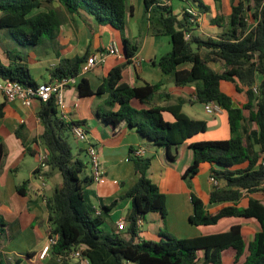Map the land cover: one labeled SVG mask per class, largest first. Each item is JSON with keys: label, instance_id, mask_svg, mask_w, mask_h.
Here are the masks:
<instances>
[{"label": "trees", "instance_id": "16d2710c", "mask_svg": "<svg viewBox=\"0 0 264 264\" xmlns=\"http://www.w3.org/2000/svg\"><path fill=\"white\" fill-rule=\"evenodd\" d=\"M52 1L61 4L69 13H88L101 24L121 31L125 28L127 0H0V28L7 29L11 37L24 47L51 38L60 24L57 10L47 6ZM192 2L200 10H206L201 0ZM144 8L156 15L160 31L170 37V51L157 60L160 70L172 75L176 85L194 84L198 102L215 101L227 112L231 136L189 142L193 159L182 174L184 178H191L199 172L202 163L211 164L214 168L210 174L221 185L212 188L209 203L225 205L211 212L192 195L189 222L214 225L225 217H243L255 220L259 230L249 240L243 237L241 223L231 224L220 232L187 238L160 232L158 240L140 239L137 220H143L149 212L165 218L166 203L164 193L147 173L152 157L133 155L131 149L137 178L121 196L131 203L126 231H105L102 228L103 212L108 207H101L96 214V208L85 193V186L92 177L79 175L87 163L73 152L69 141L72 127L84 125V121L63 120L51 97L41 101L38 111L44 127L39 139L49 155L47 168L57 169L61 174V181L53 187L45 204L50 233L58 235L50 254L61 257L59 264H65L72 253L88 258L90 264H223V252L231 248L234 264H264V199L249 196L246 205L240 204L244 194L258 191L264 194V163L260 161L264 156V0H239L233 4L228 17L230 30L218 40L193 34L190 39H184V32L195 28L185 11L178 18L158 0H144ZM245 12L252 19L251 26ZM123 42L126 63H130L137 45L125 38ZM200 48L207 50L205 56L200 54ZM86 58L87 55H83L62 60L53 71V77L76 75ZM209 60L219 61L220 69H213ZM185 63L190 65L189 68H179ZM122 68V64L113 67L95 90L85 78H81L77 84L79 96L106 91L109 109L100 115L113 130L116 132L125 125L133 127L152 145L165 147L167 158L174 160L182 144L206 130V122L190 118L181 111L179 103L147 108L134 106L133 100L144 105L156 96L167 98L169 93L161 89L162 82L142 85L121 82ZM0 78L36 84L26 66L5 65L1 60ZM224 82L232 83L238 93L243 92L244 101L223 91ZM254 86L257 92L253 91ZM164 112L172 119H165ZM249 123H254L255 128L249 130ZM79 151L85 152V149ZM2 156L3 146L0 144V162ZM44 174L46 176L47 171ZM5 226L0 217V238L5 234Z\"/></svg>", "mask_w": 264, "mask_h": 264}, {"label": "crops", "instance_id": "0c3cea01", "mask_svg": "<svg viewBox=\"0 0 264 264\" xmlns=\"http://www.w3.org/2000/svg\"><path fill=\"white\" fill-rule=\"evenodd\" d=\"M201 1L206 6V10H200L192 0H158L160 4L168 6L172 14L178 18H181L186 6L196 7L201 16L192 34L200 38L209 37L218 40L230 30L228 17L232 5L239 0ZM126 5L125 28L121 31L99 23L91 14L69 13L61 4L52 1L47 6L55 8L60 17V24L55 34L51 38H44L35 46L24 47L11 37L7 29L0 28V60L5 65L22 64L26 66L31 80L35 83H42L53 78V71L62 60H71L83 55L88 56L93 52L104 51L112 43L117 48L118 54L109 55L103 64L96 65L77 75L76 83L66 86L62 92L63 108L68 119L84 121L85 140L95 145L99 152L101 168L105 175L104 181L92 180L85 186V193L96 210H101L103 206L108 207L103 212L102 228L107 232L118 231L115 224L118 219H124L127 223L131 203L129 199L121 198V196L135 183L137 178L130 150L142 146L146 150L144 156L152 157L147 173L165 195L166 215L162 218L156 212L147 213L138 226L140 239L158 240L161 237L160 232L187 238L226 230L234 223L223 220L232 217L222 218L214 225H193L188 220L192 213V195L198 197L205 208L211 212L225 205L209 203V193L213 188L209 181L210 172L214 168L211 164L202 163L199 172L191 178L182 176L193 159L188 143L193 140H208L207 138L195 134L179 147L177 157L169 160L165 147L152 145L133 127L127 125L115 132L112 125L101 117L100 114L109 109L106 104L108 97L106 91L88 96L78 94L77 84L81 78H85L95 90L102 84L103 78L113 67L122 64L121 82L130 85L162 82L161 89L169 93L167 98L156 96L144 105L133 100L134 106L147 108L153 105L179 103L181 111L192 119L200 120L197 118L196 110L191 109L189 113L184 110L185 106L188 104L193 106V102L197 101L194 84L176 85L172 75L164 74L157 65V60L170 51L171 41L168 35L160 31L161 27L156 15L150 10H145L144 0H127ZM124 38L129 43L137 45V50L131 57L130 63H126L124 55ZM199 52L205 56L207 50L200 48ZM208 63L213 69H220L219 61L209 60ZM189 66L185 63L179 68H189ZM221 88L237 100L244 101V93L235 91L232 83L224 82ZM40 105V101H36L31 107H25L16 100L7 101L0 91V144L3 146V156L0 162V217L6 224L5 234L0 238V262L4 264L12 263L16 258L18 260L15 261H22V256H25L22 262L26 263L59 264L56 256L50 253L41 257V251L46 243L45 232L48 228V212L42 202V195L51 194L52 190L47 193L46 188L48 182L54 179L56 174L54 169L47 168L45 185H42L34 175L37 166L36 153L44 148L39 139L44 129L38 117ZM215 114H221L223 117L220 118L218 124L219 127L224 128L220 139L230 137L227 112L221 109ZM163 115L165 119H172L167 112ZM213 122L216 123V120ZM248 125L255 128L254 123ZM70 139L76 148L74 153H78L81 159L84 157L83 161L87 163L86 153L79 151L84 149L86 141L72 136L69 141ZM28 154L33 157V162L27 161ZM86 165L89 168L88 163ZM85 175H90V168ZM55 181H57L55 185L60 182ZM257 193L262 194L261 192L244 194L240 204L246 205L249 196L264 199V194L258 196ZM113 201L116 202L112 204ZM233 218L237 219L235 223H241L242 234L243 220H252L243 217ZM250 223L253 224L252 221ZM255 224L253 225L254 232L259 230V225ZM25 226L29 228L35 240L23 246L24 251L8 248L13 239L22 234ZM73 257L75 258V256L69 257L65 264H70L69 261ZM71 264H79V259L76 257Z\"/></svg>", "mask_w": 264, "mask_h": 264}, {"label": "built area", "instance_id": "2783aa9c", "mask_svg": "<svg viewBox=\"0 0 264 264\" xmlns=\"http://www.w3.org/2000/svg\"><path fill=\"white\" fill-rule=\"evenodd\" d=\"M186 14L188 15V20L191 24L196 26L200 21V11L192 5H188L184 8ZM192 35L191 30L184 32V39H190ZM112 54H118L117 48L111 43L104 51L93 52L87 56V58L81 64L78 73L76 75H61L58 77H53L50 81L36 83L35 85L23 84L16 80L10 78H0V91L7 101H18L21 105L25 107H31L36 101H47L51 97L54 98V101L59 108V115L63 120L69 121L68 115L63 108V89L71 84L76 83L77 75L84 73L89 69L94 68L96 65L103 64L107 57ZM135 63L137 61L134 60ZM134 63V64H135ZM253 91L257 92L256 86L253 87ZM204 110L209 114H215L219 112L222 107L215 101H208L203 103ZM71 135L76 139L85 140V127L84 125H74L71 129ZM86 141V140H85ZM85 153L87 156V163L90 168V175L92 180L95 182L104 181V170L101 168L100 156L95 145L86 141L85 144ZM146 150L144 147L139 146L133 150V155L144 156ZM264 156H261L260 161L264 163ZM37 166L34 171V175L39 179L42 185H45V171L47 169V160L49 158L48 151L44 148H41L36 153ZM209 181L214 186H220L221 182L216 179L214 176H209ZM47 196L42 195V202L45 205ZM99 213V210H96V214ZM142 220H137V226H140ZM116 229L118 231H126L127 223L124 219H118L116 221ZM48 240L46 241L42 251L41 257L50 253L51 247L56 243L58 235L50 233V226L47 228ZM75 256L79 259V264H90L88 258L81 257L78 253H72L71 256ZM57 262L61 261L60 256H56Z\"/></svg>", "mask_w": 264, "mask_h": 264}, {"label": "rangeland", "instance_id": "374dc122", "mask_svg": "<svg viewBox=\"0 0 264 264\" xmlns=\"http://www.w3.org/2000/svg\"><path fill=\"white\" fill-rule=\"evenodd\" d=\"M245 16L247 17L248 20H251L252 19L250 18V15L248 12H245ZM249 26H251L252 22H249ZM204 49V48H203ZM205 50V49H204ZM202 54H204V52H202ZM193 106L191 105H187L185 106V111L189 113V111L192 110H196L197 111V118H200V120H204L206 122V125H207V128L206 130L204 131H201L199 133H197V135H200V137H204V138H207L208 140H212V139H220V137H222V130L224 131V128L222 127H219V121H220V118H223L221 114H209L207 113L205 110H204V105L203 103H200L198 101H195L193 102ZM246 113V116L248 115V112L245 111ZM216 120V123H214L213 121ZM219 127V128H218ZM248 129L251 130L253 128L250 127V125L248 126ZM70 144L72 146V150L73 152L76 150L74 144L72 143L71 139H70ZM27 161L28 162H33V157L31 155H27ZM84 159V157L82 158V160ZM30 160V161H29ZM88 166H86L80 173L79 175L80 176H84L87 172H88ZM55 170V178L50 180L48 182V186L46 188L47 190V193H50L53 186L55 185V180H58V181H61V174L60 172L57 170V169H54ZM54 182V183H53ZM260 192V191H258ZM262 193V192H261ZM263 194V193H262ZM262 194L260 193H257L258 196H261ZM263 199V198H262ZM245 202V201H244ZM223 221H226V222H232V223H235L237 222V219L235 218H227V220H223ZM250 221L253 222L250 223ZM243 225H244V228H243V234H244V237H245V240H249L253 233H254V229L255 227L253 226L255 223L257 224V222L255 220H243ZM255 224V225H256ZM258 225V224H257ZM176 237V236H175ZM177 238H180V237H177ZM33 240H35L33 234L31 233V231L29 230L28 227L25 226L22 234L19 236V237H16L13 239V241L11 242V245H8V248H16V251H24L25 249H22L23 246L27 245L28 243L32 242ZM45 240L47 241L48 240V234L47 232H45ZM11 246V247H10ZM74 256V255H73ZM15 257V256H14ZM76 258V257H75ZM75 258H71L70 259V264L75 260ZM223 264H234L233 263V250L231 248L229 249H226L224 252H223ZM15 260H18V258L16 259H13L12 263H15V264H31V263H26V262H22L23 260H25V256H22V261H15ZM15 261V262H14ZM34 264H39L38 263H34Z\"/></svg>", "mask_w": 264, "mask_h": 264}]
</instances>
